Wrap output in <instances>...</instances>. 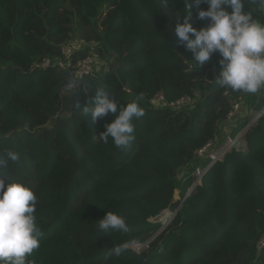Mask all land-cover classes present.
Here are the masks:
<instances>
[{
	"label": "trees",
	"instance_id": "1",
	"mask_svg": "<svg viewBox=\"0 0 264 264\" xmlns=\"http://www.w3.org/2000/svg\"><path fill=\"white\" fill-rule=\"evenodd\" d=\"M191 2L0 0V156H20L2 178L6 187L20 181L37 195L44 235L30 257L36 264H264V247H256L264 234V113L243 134L246 151L232 147L188 192L196 168L210 163L195 150L219 136L230 101L242 96L239 111L242 100L255 113L264 106V89L244 94L217 85L218 53L196 69L177 44L175 14L186 15ZM190 11L193 27L208 26L194 6ZM75 39L85 43L72 65L93 47L100 57L113 52L115 63L63 95L71 66L31 65L60 60L61 45ZM99 86L118 106L143 94L145 115L133 121L135 140L124 149L99 140L113 116L94 123L82 113ZM157 93L164 100L156 106L150 100ZM185 97L189 103L175 104ZM66 110L69 116L57 115ZM108 211L123 215L129 230L101 232L98 220ZM164 213L174 214L162 228ZM125 242L127 251L105 260ZM136 244L144 245L139 254Z\"/></svg>",
	"mask_w": 264,
	"mask_h": 264
},
{
	"label": "clouds",
	"instance_id": "2",
	"mask_svg": "<svg viewBox=\"0 0 264 264\" xmlns=\"http://www.w3.org/2000/svg\"><path fill=\"white\" fill-rule=\"evenodd\" d=\"M168 4L169 0H161L162 7ZM202 4L207 5V10L200 7ZM193 6L197 19L209 21L207 27L198 30L189 22ZM185 11L186 15L175 14V35L196 69L218 53L221 70L215 81L220 88L244 94L264 89V0H192ZM78 82L70 78L65 88L75 90ZM110 94L106 86L96 87L95 96L85 103L82 113L90 115L94 123L106 115L113 116L112 122L104 125L106 130L99 140L107 144L111 139L116 148L124 149L135 140L133 121L145 115L140 105L143 94L120 106ZM9 161L19 162V153L8 150L0 156V264H36L30 257L39 249L44 235L36 223L38 198L20 181L13 180L5 186L2 177L7 176L4 169ZM98 229L105 234L129 230L125 217L112 211L98 220ZM128 249L127 242L117 244L105 260L113 255L119 257Z\"/></svg>",
	"mask_w": 264,
	"mask_h": 264
},
{
	"label": "rangeland",
	"instance_id": "3",
	"mask_svg": "<svg viewBox=\"0 0 264 264\" xmlns=\"http://www.w3.org/2000/svg\"><path fill=\"white\" fill-rule=\"evenodd\" d=\"M88 58L89 61L90 60L92 61V68L95 75L99 73H107L114 67L115 54L113 52H110L109 54H104V57H100V54H98L96 51V47H93L92 52L88 54ZM81 87H82L81 82H78V87L75 90H71V91L64 90L63 95L69 94L70 92H71L70 94H73L77 92V89L79 88L81 89ZM243 101L244 100H242V103L245 108L239 111L240 113L237 117H233L231 121L223 120L222 123H220V134L213 141H210L211 144L209 145V147H207L205 155L203 157L208 156L209 159L211 160L210 155H213L216 158H219L216 160H220L223 158L226 152H229L232 149V147L238 150L246 151L247 149L246 141L244 139L243 134L249 127H251L255 123L257 114L250 109V105L248 101L246 102ZM57 115L69 116L70 112L66 110L63 112H59ZM242 118L247 119L245 124H243L236 131H234L233 129L236 128L237 121L242 120ZM209 164L210 163H207V165L201 169L196 168V170L193 173L194 179L190 187L188 188V191H191L196 185H199L201 183L202 176L211 166ZM174 198L175 199L178 198L177 192L174 194ZM172 216L173 214L170 215L169 213H164L162 219L165 225L170 221Z\"/></svg>",
	"mask_w": 264,
	"mask_h": 264
},
{
	"label": "built area",
	"instance_id": "4",
	"mask_svg": "<svg viewBox=\"0 0 264 264\" xmlns=\"http://www.w3.org/2000/svg\"><path fill=\"white\" fill-rule=\"evenodd\" d=\"M84 43H85L84 39H75V40H72L71 42L64 43L60 47V53L62 56L60 60L55 61V60H52L48 57H42V58L36 60L31 65V68L32 69H47V68L65 69V68L71 66V69L73 70V72H72V76L69 77V79L75 78V79H78L79 82H81V79L83 76L94 75L93 68H92V61L88 60L89 59L88 55L85 56L84 58L78 60L74 65L71 64V57H72L75 49ZM65 90H67V89L65 88ZM68 91H71V90H68ZM225 94H226V92H225ZM241 99H242L241 96H239L238 98L230 101V109H229L228 113L226 114L225 121H227V120L231 121L232 118L237 115V113L239 112L240 106H241ZM163 100H164V97H163L162 93H157L150 100V103L157 106ZM189 101H190V99L188 97H185V98H181V99L176 100L175 104L180 105V104H184V103H189ZM171 105H173V104H171ZM256 116L258 117V114ZM210 144H211V142L209 141L208 143H206L201 148H198L197 150H195V154L198 157H203L205 155L207 147H209ZM210 158H211V160H210L209 165L214 163L216 159H219L213 155H210ZM143 246H144L143 244L133 245L132 249L137 252V249L141 250V248H143ZM256 247L258 250H260L262 247H264V234H262L259 237V239L256 243Z\"/></svg>",
	"mask_w": 264,
	"mask_h": 264
},
{
	"label": "water",
	"instance_id": "5",
	"mask_svg": "<svg viewBox=\"0 0 264 264\" xmlns=\"http://www.w3.org/2000/svg\"><path fill=\"white\" fill-rule=\"evenodd\" d=\"M184 68L187 69V65H184ZM193 74L196 75L197 72H190V73H187L188 76H192ZM263 113H264V109H262V110L258 113V117H259L261 114H263ZM188 192H190V191H188ZM187 194H188V193H187ZM179 206H180V204H178V206H177V208L175 209L174 213L177 211V209L179 208ZM174 213H173V214H174ZM164 226H165V224L162 226V228H163ZM162 228H161V229H162ZM161 229H160V230H161ZM158 232H159V231H158ZM158 232H157L154 236H156V235L158 234ZM154 236H153V237H154ZM153 237H152V238H153Z\"/></svg>",
	"mask_w": 264,
	"mask_h": 264
}]
</instances>
